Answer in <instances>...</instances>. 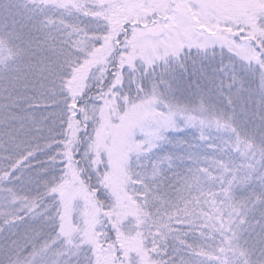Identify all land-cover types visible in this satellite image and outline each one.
<instances>
[{
  "label": "rangeland",
  "instance_id": "1",
  "mask_svg": "<svg viewBox=\"0 0 264 264\" xmlns=\"http://www.w3.org/2000/svg\"><path fill=\"white\" fill-rule=\"evenodd\" d=\"M96 1L121 7L117 20H131L122 35L109 19L112 29L102 32L98 19L87 22L58 7L33 29L54 31L46 42L60 36L74 61L117 51V78L122 68L123 79L130 77L127 107L116 116L105 115L102 122L95 107L75 110L88 123L99 117L98 132L90 133L94 146L87 149L102 164L95 183L102 179L106 200L99 210L87 188L90 180L80 181L63 160L51 164L61 167L57 172L49 166L38 176H20L11 187L0 186V217L10 221L0 236L16 226L22 236L35 240L27 255L10 264H264V243L248 240L251 233L264 232V171L256 169L264 165V0H122L123 6L121 0ZM7 18L0 24L12 26L10 10ZM26 18L20 13L17 20ZM2 25L0 90L5 92L20 82L9 74L16 62L17 78L27 71L30 53L23 47L36 52V61L45 55L43 42L32 41L44 34L30 40L31 35L26 39L20 32L31 42L25 46L17 44L21 36L9 38ZM220 27L228 33H213ZM12 44L14 53L6 54ZM105 100L98 95L95 101ZM14 130H6L14 133L12 139L0 135V164L20 165L26 152L15 142L25 136ZM228 153L254 164L235 167ZM186 167L191 175L180 182L182 189L174 182ZM235 179L250 185L240 191L239 202ZM57 180L55 191L51 186ZM31 197L61 200V206L55 211L53 202L36 211ZM102 223L115 235L114 253L101 246ZM178 238L181 245L174 244L181 242ZM40 240L48 244L40 245Z\"/></svg>",
  "mask_w": 264,
  "mask_h": 264
},
{
  "label": "trees",
  "instance_id": "2",
  "mask_svg": "<svg viewBox=\"0 0 264 264\" xmlns=\"http://www.w3.org/2000/svg\"><path fill=\"white\" fill-rule=\"evenodd\" d=\"M8 7L7 10L4 8L3 4L0 2V19H4L8 22L7 13L8 10L12 12V21L9 26L6 22L4 25L2 23L0 26L7 28V34L9 38L21 36L20 32H23L26 39L30 40L32 36H37L38 34H44V38L40 40L39 38L32 39L33 43L43 42L44 47H42V55H45L39 61L34 59L33 50L23 47L25 52L30 53V61L27 65V71L20 75V78L16 77L17 72V62L15 64V71L10 76L13 79H19L20 82L13 84L12 88L2 92L0 90V135L6 130L14 132L16 129L21 132L25 139L23 142L15 141L19 144V148H26V152L20 160V165L14 163L12 166L6 161L0 164V186L3 185L6 188L11 187L18 180L17 177H30L38 176L41 171H47V168L51 164H58L60 160H63L71 165V169L77 172L79 180L82 181L84 178L90 180L89 184L87 182V188L90 189L94 196V202L97 204L98 209H101V204L106 200L105 197V187L102 179L98 184L95 183V176L101 177V172H97L102 166L97 154L88 151V147L93 145L92 139H90L91 134L98 132L99 117L103 122L104 116L113 115L116 116L120 111V108L127 107L126 92L133 88L130 82V77L127 76L123 79L126 71L122 69L120 71V76L117 78V62L116 57H118L117 51H110L104 56H99L97 58H88L87 60L83 57L75 60L73 56L68 52L67 47L64 46L63 39L55 35L51 40V43L46 42L47 35L55 33L52 30L43 29L42 26L37 29H33L37 23L45 22L49 17V14L53 13V7L58 8H68L67 10L71 13L80 16L82 19L94 20L96 18L99 20L97 27L105 32L112 29L111 22H114L118 33L124 32V25L131 20L127 17H121L124 19H118L117 15L120 9L105 7L98 1L94 0L87 4L86 0H1ZM26 2L27 5L24 7L17 6V2ZM120 1V6L123 3ZM32 3H35L33 7ZM16 4L14 7L10 5ZM21 7V9H20ZM191 13L193 15V10ZM13 13L14 17H13ZM20 13L23 17H27L24 22L20 23L17 19ZM26 13V14H25ZM111 17H115L111 19ZM110 21H106V20ZM45 25V24H44ZM106 27V28H105ZM228 33L224 27L218 28L217 31L213 33H219L220 31ZM31 31H33L31 33ZM116 32V33H117ZM180 36V34H179ZM21 36V39L17 41V44L25 43V46L31 44L29 41L27 43L26 39ZM119 38V36H117ZM121 42V39L118 40ZM10 44V43H7ZM117 42L115 44V47ZM15 44L8 45L9 51L6 54H13L15 50ZM256 46L257 51L261 49ZM200 48V47H199ZM117 49V48H116ZM264 50V48H263ZM173 51V50H172ZM171 51V52H172ZM200 54V53H199ZM5 55H3V59ZM18 61V60H17ZM5 62V61H4ZM5 64V63H3ZM167 65V64H166ZM25 68V67H24ZM74 68V70H73ZM171 69V66H168ZM24 77V78H23ZM3 78L0 77V80ZM105 98L107 96V103H100L95 101L97 96ZM131 97L133 96L131 92ZM95 99V100H94ZM107 104V106H106ZM92 106L96 109V115L99 116L97 120H93L90 117V122H85V117L83 114L80 115L76 112L77 109H87ZM76 110V111H75ZM78 110V111H79ZM109 111L112 113L110 114ZM256 120L253 119L252 122ZM258 121H254L257 123ZM8 128V129H5ZM252 131H248L246 138L251 139ZM240 135L236 138H240ZM14 133H6V140L12 139ZM95 137V136H94ZM44 151V152H43ZM231 156V161L229 164L235 165L239 163L246 162L249 164V159L245 156L235 155L234 153H228ZM2 156V154H0ZM22 161V162H21ZM95 162L96 164H93ZM91 170L88 169L90 168ZM77 165L78 167H75ZM52 167V166H51ZM21 171H16L17 169ZM54 168L53 171L57 172L61 167ZM79 168V169H78ZM87 168V169H86ZM190 167H186L184 170L179 171V177L174 183H178L180 188L184 186V183H180L182 179L188 178L190 176ZM78 169V171H77ZM259 174L264 171V165L260 168H256ZM237 175L244 180L243 175H241V170L236 169ZM96 173V174H95ZM12 174L13 177L11 176ZM60 174V173H59ZM12 178V179H11ZM235 179L234 183V193L237 202L241 199L240 191L246 190V186L243 183ZM58 180L55 182L54 186H51L55 191L58 190L57 186ZM242 183V184H241ZM17 185V184H16ZM44 188V192L49 191L51 188ZM177 191L175 193H180ZM236 192L238 194H236ZM139 197L144 196L141 193ZM155 194L160 195L155 191ZM30 200H35V197L28 198ZM53 199H41L35 202V210L44 208L47 204L54 202L55 211L59 210L61 206V200L59 202L53 201ZM100 204H99V203ZM151 213H154L150 209ZM26 216L23 214L19 219ZM264 224V219H263ZM10 225V221L2 219L0 217V230H4ZM98 230L101 232L100 243L101 246H105L112 250L114 253L115 246V235L108 233L105 224H100ZM47 232L51 234L54 233L53 230ZM104 231V233L102 232ZM263 229L260 231H255L251 233V237L248 240L257 243H264V232ZM103 234V235H102ZM176 241V245L182 244ZM34 239L28 238L26 235L22 236L16 226L13 229L6 230V233L0 236V264H10L17 256L27 255L32 250ZM43 245L47 241L40 240ZM249 243V242H248ZM48 244V243H47ZM107 245V246H106ZM40 247V246H39ZM264 247V246H263Z\"/></svg>",
  "mask_w": 264,
  "mask_h": 264
}]
</instances>
